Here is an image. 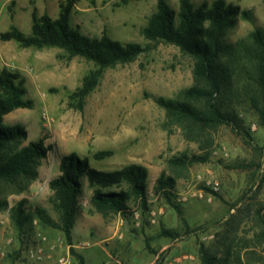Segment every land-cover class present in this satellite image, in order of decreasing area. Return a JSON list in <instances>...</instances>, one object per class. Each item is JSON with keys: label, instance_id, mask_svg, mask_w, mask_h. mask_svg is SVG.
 <instances>
[{"label": "rangeland", "instance_id": "374dc122", "mask_svg": "<svg viewBox=\"0 0 264 264\" xmlns=\"http://www.w3.org/2000/svg\"><path fill=\"white\" fill-rule=\"evenodd\" d=\"M191 0L194 8L203 2ZM178 12V0H166ZM249 10L226 28L218 58L219 108L232 122L204 130L190 140L177 125H167L155 98L182 101L194 85L193 61L167 44L150 49L131 63L106 68L82 109L69 96L95 66L82 58H59L61 50L22 49L0 41V70L18 72L25 80L31 109H16L5 126H21L26 138L16 149L42 140L48 148L36 180L18 191L0 183V264H38L27 250L43 249L41 264H264V0H225ZM58 17L54 0H0V33L14 25L30 34L31 13ZM156 11V0H77L70 25L90 38L102 34L120 43L145 46L142 30ZM260 38L256 41L255 36ZM258 34H260L258 36ZM112 155L94 161L96 151ZM71 153L90 167L113 171L129 164L147 169L146 205L129 201L125 214L103 218L82 193L71 230V245L55 228L33 217L29 232L19 233L11 209L23 202L34 214L42 209L55 223L48 183L59 175V160ZM184 167H171L174 158ZM159 178H172L171 188L155 192ZM44 244H39L41 238ZM73 250V251H71Z\"/></svg>", "mask_w": 264, "mask_h": 264}, {"label": "trees", "instance_id": "16d2710c", "mask_svg": "<svg viewBox=\"0 0 264 264\" xmlns=\"http://www.w3.org/2000/svg\"><path fill=\"white\" fill-rule=\"evenodd\" d=\"M58 6V17L37 16L31 13L30 34L25 35L11 25L0 33V41H14L22 49L61 50L58 57L67 61L79 57L91 62L95 69L90 70L81 80L69 98L75 107L82 109L85 99L99 84L106 68L133 62L146 53L151 44L172 45L193 61L194 85L185 91L182 101L155 98V103L164 110L167 125L179 126L190 140L203 136L204 130L220 124L232 122L230 115L216 104L215 97L220 91L218 58L224 51L223 35L239 17L251 19L249 10L237 5L226 4L225 0H215L210 5L203 2L194 8L191 0H178V12L171 9L166 0H156V11L147 19L142 35L147 43H120L102 34L100 38H90L70 25V14L77 0H54ZM93 3V0H87ZM260 34H258L259 36ZM256 41L260 38L255 36ZM264 89V85H263ZM25 80L18 72L0 70V183L13 188L21 182L18 191L25 190L27 184L38 177L37 168L46 156L48 148L42 140L29 142L12 152L26 138L21 126H5L4 117L16 109H31L33 101L26 99ZM112 155L110 150L96 151L94 161H101ZM185 158H174L171 167H184ZM59 175L48 183L52 192L49 199L59 215L55 224L46 213L35 208L34 214L25 211L23 202L11 209L10 220L19 233L29 232L33 217L39 222L60 231L67 244L71 245V230L78 211V198L82 193V179L85 178L92 190L89 199L94 210L103 218L113 214H125L129 201L139 200L146 205L147 169L137 164H129L113 171L98 170L89 166L87 158L74 153L59 160ZM172 178H159L155 192L172 187ZM73 251V250H71ZM79 264H85L81 256ZM204 264H209L206 260Z\"/></svg>", "mask_w": 264, "mask_h": 264}, {"label": "built area", "instance_id": "2783aa9c", "mask_svg": "<svg viewBox=\"0 0 264 264\" xmlns=\"http://www.w3.org/2000/svg\"><path fill=\"white\" fill-rule=\"evenodd\" d=\"M2 223V221H0V224ZM40 243L39 244H44L46 239L45 238H41L40 239ZM41 245H38L37 247H33L30 248L29 250H27L26 252V256L29 260H32L33 262H36L38 264H41V261L43 260V254H42V248L40 247ZM0 255L3 256V253L1 252L0 249ZM60 264H63V260H59Z\"/></svg>", "mask_w": 264, "mask_h": 264}, {"label": "crops", "instance_id": "0c3cea01", "mask_svg": "<svg viewBox=\"0 0 264 264\" xmlns=\"http://www.w3.org/2000/svg\"><path fill=\"white\" fill-rule=\"evenodd\" d=\"M58 7V6H57Z\"/></svg>", "mask_w": 264, "mask_h": 264}]
</instances>
